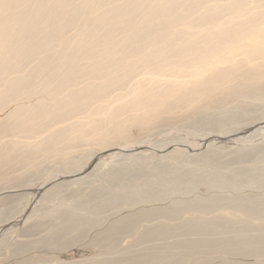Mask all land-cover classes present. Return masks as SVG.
<instances>
[{
    "label": "rangeland",
    "instance_id": "1",
    "mask_svg": "<svg viewBox=\"0 0 264 264\" xmlns=\"http://www.w3.org/2000/svg\"><path fill=\"white\" fill-rule=\"evenodd\" d=\"M221 1L228 0H206V4ZM246 1L242 10L222 13L217 23H198L193 18L194 22L189 15L178 27L217 28L264 11V4ZM191 21L198 24L194 26ZM62 39L44 53L61 49ZM31 66L18 74L30 73ZM141 69L137 77H150ZM247 83L244 75H236L198 93L199 97H187L183 100L186 102L170 98V107L154 105L150 118L144 117L143 108L135 112L136 118H125L126 113L119 119L121 125L108 120L111 107L102 113L96 105L86 108L83 104L72 117L42 124L37 132H24L23 128L13 134L1 132L0 264H99L108 258L150 254L160 250L159 246L181 251L175 243L182 237L177 231L154 239L155 243L153 239L141 240L161 223L181 225L218 218L264 223V210L247 213L240 205L255 201L264 206V92L236 94L238 86ZM5 85L0 86L1 93ZM1 93L0 126L19 104L43 102L53 96L38 92L28 100L7 97L6 102V92ZM101 117L106 119V131L102 132L107 135L106 142L100 140L102 133L91 131L71 140L73 143H65L80 133L74 127L64 143H58L62 149L33 151L35 144L57 129L72 127L76 122L93 128L94 121ZM235 136L239 139H229ZM124 146L129 148L124 150ZM89 164L91 168L86 169ZM77 173L78 177L71 178ZM177 208L179 213L171 218ZM214 254L217 260H255L251 255L224 250ZM148 264H157V259L152 258Z\"/></svg>",
    "mask_w": 264,
    "mask_h": 264
},
{
    "label": "bare ground",
    "instance_id": "2",
    "mask_svg": "<svg viewBox=\"0 0 264 264\" xmlns=\"http://www.w3.org/2000/svg\"><path fill=\"white\" fill-rule=\"evenodd\" d=\"M245 2L228 0L208 6L206 0H0V86L6 84L4 99L28 100L38 92L53 95L49 100L19 104L9 111L0 133L13 134L19 128L37 132L42 124L72 117L83 104L86 108L96 105L102 113L111 107L108 120L112 125H121L119 119L126 113L125 118L134 115L136 118L138 108H143L144 117L150 118L154 105L170 107V98L186 102L183 100L187 97H199L198 93H205L236 75L248 79L247 84L238 86L236 94L254 91L258 92L255 95L261 94L264 92V11L217 28L178 27L190 16L198 23L214 24L222 13L237 12ZM256 2L264 4V0ZM194 13L197 14L193 16ZM194 22L191 21L196 26L198 23ZM174 27L178 29L173 30ZM65 35L68 36L63 40ZM61 39V49L44 53ZM227 62L230 64H224ZM28 64L32 65L31 72L19 75ZM139 69L150 77H137ZM94 122L93 128L88 123L77 122L72 127L59 128L48 139L35 144L33 151L62 149L58 143H64L74 127L80 133L73 134L65 143L91 131H106V119L97 118ZM101 135L100 140L106 142L107 135ZM240 205L247 213L264 210L255 201ZM178 211L175 209L170 217H175ZM219 219L186 221L181 225L157 224L141 240L154 242L177 231L182 237L175 243L181 251H167L159 246L160 250H152L150 254L108 258L99 264H125L127 260L148 264L152 258L157 259V264H264V223ZM218 250L251 255L255 260H217L214 253Z\"/></svg>",
    "mask_w": 264,
    "mask_h": 264
},
{
    "label": "water",
    "instance_id": "3",
    "mask_svg": "<svg viewBox=\"0 0 264 264\" xmlns=\"http://www.w3.org/2000/svg\"><path fill=\"white\" fill-rule=\"evenodd\" d=\"M119 149H120V148H119ZM115 151H116V150H115ZM102 152H106V151H102ZM93 162H95V160H93ZM91 166H92V164H89V165L87 166L86 169L91 168ZM78 176H79V173L72 175L71 178H75V177H78Z\"/></svg>",
    "mask_w": 264,
    "mask_h": 264
}]
</instances>
